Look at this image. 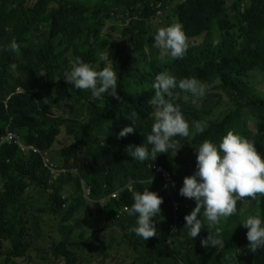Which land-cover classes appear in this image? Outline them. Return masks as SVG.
<instances>
[{
	"label": "trees",
	"instance_id": "trees-1",
	"mask_svg": "<svg viewBox=\"0 0 264 264\" xmlns=\"http://www.w3.org/2000/svg\"><path fill=\"white\" fill-rule=\"evenodd\" d=\"M173 1L160 0L158 5L157 0H0V138L10 125L11 131L26 145L51 155L65 127L74 142L63 148L56 159L62 166L71 169L77 165L78 169V173L71 172L76 184L60 187L56 180H51L39 155L33 151L22 154L16 145L0 147V252L9 241L18 244L27 236L25 241L28 242L26 226L45 213L72 224L88 206L80 189L85 184L90 191L89 200H102L104 217L123 231L130 244L132 264H264V249L255 253L248 250V229L235 216L229 217L227 229L222 230L224 249L219 255H215V250L206 252L198 247L209 233L206 225L196 238L188 235L184 227V217L189 214L186 210L181 213L184 224L179 233L169 238L172 218L170 198L165 196L166 184L159 178L150 183L153 173L149 169L150 163L162 164L173 179L180 180L181 188L184 177L197 170L194 167L197 154L185 171L173 155L183 146H197L205 139L218 146L229 130L255 141L264 156V97L256 95L258 89L251 81L256 77L264 78V0L230 3L184 0L176 7L177 20L183 24L188 38H203L202 43L188 48L182 59L160 58L153 39L147 37V22ZM106 21L123 22L120 28L123 40L119 44L104 34ZM45 32V40L34 39L36 33ZM13 38L20 45L18 52L6 50ZM110 44L117 48L115 69L121 99L114 98L111 102L103 101L107 97L95 99L90 90H78L66 82L64 74L70 71L76 57L95 63L102 47ZM136 55L141 66L133 69ZM12 64L17 65V78L11 73ZM164 70L177 80L195 77L219 90L220 95L207 91L199 107L191 100L185 103L181 99L182 112L190 123L189 137L175 138L182 145L177 152L170 149L157 154L155 161L140 162L129 155L126 148L142 145L151 133L154 119L149 100L155 94V77ZM17 82L21 93H16ZM8 84L12 87L10 91L6 89ZM54 88L57 89L56 106L72 98L77 100L81 114L77 120L50 113L47 91ZM57 92L64 93L58 98ZM219 108L225 109L223 118L216 119L213 114ZM133 112L137 113L135 132L118 139V133L133 123L129 118ZM195 121L207 123L203 133L195 132ZM105 134L108 138L102 139ZM83 149L86 158L77 160ZM51 161L61 165L52 158ZM65 176L62 174L59 178ZM128 184L132 185V191L157 188L156 192L163 197L161 207L169 218L157 222V235L148 241L129 231L136 226V216L125 212L117 217L124 207L134 202L132 191L126 188L116 198H109ZM38 189L43 191V204L37 199ZM25 195L32 200L27 201ZM33 200L40 205L34 208ZM188 200L191 205L196 202L182 195L178 198L181 203ZM244 213L247 217L258 213L264 219V197L253 201ZM18 231H21L20 236ZM72 235L70 231L67 239L51 244L53 260L63 264H112L111 253L103 243L99 253L90 247L88 259L77 256L70 246L75 243L71 242ZM86 235L84 230L79 238L85 239ZM145 243H148L146 248ZM83 244L90 245L88 241Z\"/></svg>",
	"mask_w": 264,
	"mask_h": 264
},
{
	"label": "clouds",
	"instance_id": "clouds-1",
	"mask_svg": "<svg viewBox=\"0 0 264 264\" xmlns=\"http://www.w3.org/2000/svg\"><path fill=\"white\" fill-rule=\"evenodd\" d=\"M225 1L230 3L235 0ZM46 36L47 32H45L43 37L36 33L34 39L45 40ZM188 46V37L183 24L180 22H173L166 27L158 28L154 36L153 47L159 49L162 56L171 55L174 58L182 59L187 49L191 47ZM19 49L20 45L13 38L7 45L6 50L18 52ZM97 56L98 60L95 63L85 62L81 57H76L71 63L70 71L64 74L66 82L78 90H90L92 97L95 99L107 97V100L103 101L108 102H111L114 98L121 99L117 91L116 62L110 54V49L108 51H100ZM100 62H103V67H101ZM16 67V64L10 65L12 70H15ZM18 84L17 82L16 93H21L22 89ZM208 87L210 86L195 77H185L177 80L176 76L167 70L158 73L153 84L155 94L149 100V104L153 106L152 115L154 119L151 133L147 135L142 145H128L126 148L128 154L134 159L143 162L149 159L155 161L157 154L169 152L170 149H174L177 152L182 145L175 138H187L190 135V123L185 118L179 101L182 99L183 102L187 103L191 100L192 104L199 107L200 105L197 101L207 94ZM136 115L137 113L135 112L131 113L129 118L132 119L133 123L124 127L118 133V139L135 132ZM207 126V123L202 121L193 123L195 132L198 134L203 133ZM8 132L15 134L24 146H31L26 145L19 135L11 131L10 125H8L5 129V134L0 138V147L6 144L13 146L8 141H3ZM31 147L35 148L34 146ZM18 148L25 155L32 152V150L23 152L20 146ZM36 150L38 152L33 154L41 157L44 166L45 160L54 165L53 169L45 167L52 181H57L60 175L69 171L70 168L68 166H58L51 161L47 153L41 152L39 149ZM195 150L197 154V170L192 175L184 177L181 188L180 180L173 179L171 173L162 164L155 162L149 164V169L153 173L150 183L159 178L161 179L160 182L166 184L165 192L167 194L165 196L170 198L169 206L172 218L169 238H173V235L179 233L180 227L184 224L181 213L186 210L189 214L184 217L186 221L184 227L188 229V235L192 239L196 238L206 225L209 233L201 240V245H198V247H201L206 252L215 250V255H219L224 249L222 228L219 226L221 220H227L237 214L238 202H246L245 207H247L248 204L256 201L258 197H264V156L258 151L255 141L232 130L227 132L218 146L212 140L205 139L198 147H195ZM126 188L130 192L133 190L132 185L128 184L117 189L109 198H116ZM156 191L157 188H145L142 192L132 191V200L134 202L130 207H124V210L117 216L120 217L125 212L129 216H136V226L130 228L129 231L134 232L146 241L157 235V222L165 221L169 218L161 207L163 197ZM89 195L90 191L88 190L87 196ZM181 195L196 201L192 211L186 205V201L184 203L178 201ZM243 211L244 208H241L240 213L242 214ZM154 217H156L155 220ZM111 223L113 222H108L107 224L111 225ZM240 224H243L248 229L246 233L249 241L248 250L255 253L260 249H264V219L257 213L256 215H249ZM111 226L116 227L117 225L112 224ZM117 228L120 229L119 226ZM26 230L28 233L31 230V225H27ZM83 231L84 229H81V232ZM123 245L130 251V244L126 240ZM107 247L109 249V246ZM111 258L113 263L114 257L112 253ZM131 259L132 261L129 264L133 263L132 255Z\"/></svg>",
	"mask_w": 264,
	"mask_h": 264
},
{
	"label": "rangeland",
	"instance_id": "rangeland-1",
	"mask_svg": "<svg viewBox=\"0 0 264 264\" xmlns=\"http://www.w3.org/2000/svg\"><path fill=\"white\" fill-rule=\"evenodd\" d=\"M184 0H175L173 3H168L167 7L164 8L161 12L156 13L155 16H153L148 22H147V29L149 30L147 32V37L152 38L154 41V36L160 27H166L173 22H178L177 20V11L176 7L179 5V3L183 2ZM160 0H157L156 3L159 5ZM155 3V4H156ZM123 16V15H122ZM123 22L119 21H106L105 25V33L108 34L107 37L109 40L113 41L115 44H119L123 39L120 37V28ZM113 28V30H112ZM45 33H38L40 37H43ZM217 39V36H216ZM203 38L193 39L188 38V47L192 45H198L202 43ZM110 49V54L113 58V60L116 62V45L110 44L108 46H103L101 51H108ZM148 46L145 47V52H147ZM158 53H160V50L157 49ZM158 56L160 58L165 57H172L171 55H164L161 54ZM101 63V67L104 66L103 62ZM116 66V64H115ZM137 66H141V60L138 58V55H136L135 61L133 63V69H135ZM12 75L16 77L17 72L15 70L11 69ZM16 73V75H15ZM252 84L257 87V96L258 97H264V78H253ZM12 87L8 84L6 85V89L10 91ZM56 88H54L51 91H47V103L50 107V113L53 116H64L65 118L75 119L77 120L81 114L78 108V104L76 103V100L74 98L69 99L65 102L64 105L56 106V103H58V100H55L56 96ZM208 92L211 94H217L220 95L219 90H214L211 87H208ZM62 93L64 92H57L58 98L62 97ZM65 97H67V94H63ZM207 94L199 99L197 101L198 104L202 102L206 98ZM221 106H224L223 104ZM225 109H217L215 110V113L213 114L214 118L221 119L223 116V111ZM251 127V123H250ZM253 127V125H252ZM198 134V133H197ZM201 134V133H200ZM102 139L108 138L107 135H102ZM73 138L68 136L66 134L65 127L61 129L60 135L57 137V140L55 141L52 149H51V155H49L50 159L52 158L55 162L58 164H61L58 162L56 157H59L61 154V151L63 148L67 147L68 145L72 144ZM199 145H190L187 144L185 147L183 146L180 150V152H177L173 155V158L177 163L181 166L182 170L185 171L189 165L188 162L196 155L195 147H198ZM94 147V146H93ZM86 158V151L83 149L80 154L77 157V160H81ZM196 167V165L194 166ZM192 167V168H194ZM70 172L67 175L68 171L65 172L63 175H66L63 178H59L57 180V185H63L65 184V187H69V185H75L76 180L73 175H71V172L78 173L77 165L75 167H72L69 169ZM81 191H83L84 195L87 196L88 194V187L83 184L80 187ZM37 199L41 204H43V191L38 189ZM87 201L88 206L84 208L81 213L76 216L73 219L72 224H66L65 222H61L56 216H49L47 213L46 215H43L41 218H33L31 221V230L28 232V242L25 241V237L22 242L18 243L14 241H9L8 243L4 244L2 246L1 252H0V264H63L62 262L55 261L50 257V246L53 241L60 240L61 238L67 239L68 234L70 231H73V235L71 237V242H74V244L70 245L73 249L74 253L77 254V256H80L82 258H89V249L92 247V250L96 253L100 252V249L102 247V244H105L106 246H109V251L111 253H115L119 250L120 246L124 244L125 237L123 236V231L118 227L111 226L107 224V219L104 217V213L101 210V204L102 200H94L90 201V195L85 197ZM25 198L27 201L32 200L31 198H28L25 195ZM34 201V200H33ZM34 208L37 207V205L40 203L34 201ZM191 200L186 201V205L191 209V211L194 209L196 202L190 204ZM246 202H238L237 204V214L233 215L235 218L243 222L246 220L247 216L244 213L248 207L252 206V202L245 207ZM244 208L243 213H240V209ZM232 216V217H233ZM229 219V218H228ZM222 219L221 224L219 225L222 230H226L227 225L229 221ZM88 223V225L83 226V223ZM205 223H207L205 221ZM229 228V227H228ZM231 228V227H230ZM81 229H84L87 231L88 236L86 235L85 239L79 238V233L81 232ZM95 233V235H94ZM21 235V231H18V236ZM94 235L92 238L89 236ZM84 241H88L90 245L83 244ZM148 247V243H145L144 248ZM143 249L142 247H140ZM171 257L168 258L170 260Z\"/></svg>",
	"mask_w": 264,
	"mask_h": 264
},
{
	"label": "built area",
	"instance_id": "built-area-1",
	"mask_svg": "<svg viewBox=\"0 0 264 264\" xmlns=\"http://www.w3.org/2000/svg\"><path fill=\"white\" fill-rule=\"evenodd\" d=\"M3 141H8L9 144L20 146V148H21V150L23 152H27V151H30V150H32L33 152H38L35 148H33L31 146L30 147L24 146L23 143L21 142V140L18 139V137H16V135L11 133V132L7 133V135L3 139ZM45 167H47L49 169H53L54 165L51 164L48 160H45Z\"/></svg>",
	"mask_w": 264,
	"mask_h": 264
},
{
	"label": "crops",
	"instance_id": "crops-1",
	"mask_svg": "<svg viewBox=\"0 0 264 264\" xmlns=\"http://www.w3.org/2000/svg\"><path fill=\"white\" fill-rule=\"evenodd\" d=\"M82 225L85 226L88 223L85 222ZM112 256L114 257L112 264H129L132 261L130 251L124 245H121L117 252L112 253Z\"/></svg>",
	"mask_w": 264,
	"mask_h": 264
}]
</instances>
